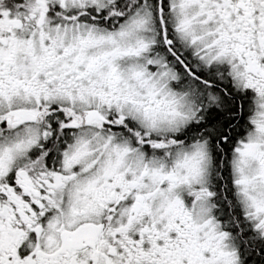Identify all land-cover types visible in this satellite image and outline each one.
Masks as SVG:
<instances>
[{
    "label": "snow or ice",
    "instance_id": "6c2138e0",
    "mask_svg": "<svg viewBox=\"0 0 264 264\" xmlns=\"http://www.w3.org/2000/svg\"><path fill=\"white\" fill-rule=\"evenodd\" d=\"M0 264H264V0H0Z\"/></svg>",
    "mask_w": 264,
    "mask_h": 264
}]
</instances>
